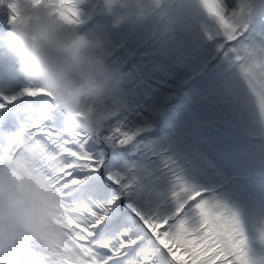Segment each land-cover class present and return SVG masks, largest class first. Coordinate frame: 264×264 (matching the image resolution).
<instances>
[{
  "label": "trees",
  "instance_id": "obj_1",
  "mask_svg": "<svg viewBox=\"0 0 264 264\" xmlns=\"http://www.w3.org/2000/svg\"><path fill=\"white\" fill-rule=\"evenodd\" d=\"M125 1L136 2L142 11L149 9L142 18L141 14L133 18L125 35H109L113 20L105 14L101 0H85L82 23L72 30L100 40L105 46L103 59L114 49L104 63L109 72L122 77L99 106L90 104L86 111L76 113L89 120L93 118L91 106L104 117L98 121L100 139L86 131L95 136L92 153L102 159L106 151L102 160L105 171L128 178L131 187L123 195L122 206L132 204L148 216H171L177 207L172 194L179 179L202 191L204 199L234 213L245 234L249 257L255 264H264V245L258 242V233L264 230V154L254 153L258 147L248 139L255 136L264 145V117L259 113L255 91L244 81L234 57L221 51L224 41L217 31L198 20L207 15L201 6L195 7V3L201 5L200 0ZM256 1L252 0V14ZM0 18L7 26L6 6H0ZM133 30L137 33L132 34ZM10 42L9 27L0 32V93L5 94L29 86L15 64L4 58ZM137 44H142L140 51L133 55L131 50ZM189 77L192 80L186 97L173 102L174 117L166 126L161 123L154 129L166 93ZM146 124L150 131L126 145L116 143L115 129L133 133L137 126ZM15 139L33 162L40 159L41 149L22 134ZM47 164L52 169L62 166L51 155ZM0 180L13 186L17 195L38 202L49 218L47 228L22 231L17 240L34 237L50 256L57 255L56 248L65 237L58 197L39 178L27 173L17 177L7 165L0 166ZM29 186L34 188L33 193ZM121 213L126 220L134 221L131 211Z\"/></svg>",
  "mask_w": 264,
  "mask_h": 264
},
{
  "label": "snow or ice",
  "instance_id": "obj_2",
  "mask_svg": "<svg viewBox=\"0 0 264 264\" xmlns=\"http://www.w3.org/2000/svg\"><path fill=\"white\" fill-rule=\"evenodd\" d=\"M22 2L25 0H0V6L8 10L7 26L0 18V32L19 21ZM26 2L49 8V16L70 30L82 23L85 0H74V16L57 7L58 0ZM200 3L224 41L221 51L234 57L244 81L255 91L264 117V64L254 62L251 53L255 51L229 50L248 31L252 0H239L231 11L224 0ZM90 112L103 121L99 109L90 106ZM65 121V113L42 87L29 84L19 91L0 93V166L7 165L17 177L27 173L39 178L58 197L65 232L55 256L34 237H23L18 245L27 250L31 264H156L157 259L159 264H255L237 216L179 179L172 194L177 207L171 216H148L128 204L135 219L126 220L120 209L122 196L131 187L128 178L105 171L104 162L91 151L95 136ZM17 134L42 150L38 161L30 159L16 141ZM134 139L132 133L115 129L117 144ZM49 155L62 162L61 168L48 166ZM16 247L0 252V256H8L7 264H19L12 256Z\"/></svg>",
  "mask_w": 264,
  "mask_h": 264
},
{
  "label": "clouds",
  "instance_id": "obj_3",
  "mask_svg": "<svg viewBox=\"0 0 264 264\" xmlns=\"http://www.w3.org/2000/svg\"><path fill=\"white\" fill-rule=\"evenodd\" d=\"M106 15L113 17L119 28L126 17L116 16L117 9L127 7L125 0H101ZM67 16H74V0H58L56 5ZM20 17L11 28V42L4 58L14 63L16 71L29 84L52 94L55 103L66 115V124L83 131H100V117L89 120L76 115L88 105L99 106L110 90L121 82L116 72H109L100 40L60 26L49 16V8L22 2ZM141 12V18L148 11ZM49 224L46 210L38 202L16 194L10 184L0 180V252L12 247L18 234L30 229H44ZM264 245V230L258 233Z\"/></svg>",
  "mask_w": 264,
  "mask_h": 264
},
{
  "label": "rangeland",
  "instance_id": "obj_4",
  "mask_svg": "<svg viewBox=\"0 0 264 264\" xmlns=\"http://www.w3.org/2000/svg\"><path fill=\"white\" fill-rule=\"evenodd\" d=\"M224 2L227 5V7L229 8V10L231 11V10H234L237 7L239 0H224ZM125 3L128 6L125 7V8H122V9H117L116 12H115V15L116 16H124V17H126V19H125L124 23H122L119 28L110 27L109 30H108L109 31V35H113V34H115V35L118 34L119 36H121L123 34L125 35V32L127 31V29L132 26L133 18H135V17L137 18V15L141 14L142 9L140 7H138V6L136 7V2L133 3V4H130V3L125 1ZM200 6H201V8H203L202 5H200L199 3L198 4L195 3V7L196 8H199ZM262 8H264V0L261 3V10H262ZM111 19L114 21L113 17H111ZM198 20L201 23H203L204 25H210L213 31L216 30L213 22L209 19V17L207 15L203 16L202 18H199ZM254 25H256L255 31L250 32V34L248 36V39H250V40L257 39V41L254 43V46H253V49L255 51V52H253V55H254L253 59L255 61H258V62L264 64V54L259 55L258 53H256V52L264 51V9H263L262 12H258V16H257V18L255 20V24ZM136 33L137 32H135V30L132 31V34H136ZM221 41H222L221 39L218 40V42H217L218 46H220L219 44L221 43ZM122 43L123 42H121L120 44H122ZM245 44H246V41L242 37L240 39L239 43H237V45H235L234 47L236 49H240L241 50V48ZM112 50L114 51V49H112ZM112 50L108 51L109 53L105 56V58L109 54H111L113 52ZM136 50H137V47L136 48L134 47V48H132L131 51H132L133 54H136L137 53ZM245 50H248V49H245ZM190 79H188L185 82L182 80L183 84H185V83H189L190 84ZM178 84L179 83L174 85V91H172V92L170 91V92L166 93V95H165V97L163 99V103L160 106L159 110H161L164 106H166V103H165L166 102L165 101L166 98L169 97L168 99L172 100L177 95V92L179 93L178 94V101L181 100V99H184V96H186V94L188 93V88H187V86L181 87V85H178ZM19 90H17V91H19ZM168 95H170V96H168ZM103 106L104 105H101L100 110H102ZM173 108L175 109V106L169 105L167 107V109L164 111V113L163 112L160 113L161 114V118L163 120H168V119L173 118L174 117ZM159 110H157L156 112H158ZM103 114L105 116H107V112H106V110L104 108H103ZM155 122H156V120L154 121V123ZM140 128H146L145 130L147 131V130H149L150 126L147 125V124L146 125H139V126H137L134 129L132 134L134 136H136L138 134L137 130L140 129ZM97 136H98L97 138L100 139L98 133H97ZM103 143L106 145L105 142H103ZM254 146H259V149L257 151H255L254 153H258L259 155L260 154H264V145H262V144L260 145V143L256 141L254 143ZM106 147H107V145H106ZM104 155H105V153H104ZM104 155H103V157H104ZM103 157H102V160L105 158V157L104 158ZM29 190L33 193L34 188L29 186ZM20 241L21 240H16L17 243H15L12 247H10L7 250L2 251V252L3 253H7V252L11 251L12 249H14L17 246L15 251L12 253V256L19 262V264H31L32 258L28 254L27 250L23 246L18 245L20 243ZM7 260H8V256L7 255L0 256V264H7Z\"/></svg>",
  "mask_w": 264,
  "mask_h": 264
},
{
  "label": "bare ground",
  "instance_id": "obj_5",
  "mask_svg": "<svg viewBox=\"0 0 264 264\" xmlns=\"http://www.w3.org/2000/svg\"><path fill=\"white\" fill-rule=\"evenodd\" d=\"M168 96H170V95H168ZM167 96V97H168ZM169 98V97H168ZM168 98H166V106H164L163 107V109H162V111L161 112H163L164 113V111L167 109V107L169 106V105H173L174 106V101L173 102H171L172 100L171 99H168ZM171 102V103H170ZM170 103V104H169ZM107 112V111H106ZM160 112V113H161ZM173 112H174V114H175V109L173 108ZM160 113H158V116H157V120H156V122L154 123V129H157L158 127H159V125H161V123H163L162 124V126H166V124H168V122L172 119H168V120H163L162 118H161V114ZM117 114V111H115L114 113H113V116L114 115H116ZM160 114V115H159ZM163 116V115H162ZM148 125V124H147ZM146 128H140V129H138L137 130V135L136 136H138L139 134H141L142 132H148V131H150L152 128H149V130H145ZM145 130V131H144ZM136 136H135V138H136ZM106 150H107V148H106Z\"/></svg>",
  "mask_w": 264,
  "mask_h": 264
},
{
  "label": "water",
  "instance_id": "obj_6",
  "mask_svg": "<svg viewBox=\"0 0 264 264\" xmlns=\"http://www.w3.org/2000/svg\"><path fill=\"white\" fill-rule=\"evenodd\" d=\"M112 54V53H111ZM111 54H109L107 57H106V59L107 58H109L110 56H111ZM185 86H186V84H185ZM173 100H178V97L176 96V98H174ZM139 136V135H138ZM98 137V136H97ZM137 137V136H136ZM105 147H106V145H105ZM107 155V152H105V155H104V157ZM103 157V158H104ZM123 197V196H122ZM120 210H129L130 211V209H128L127 207H125V206H122L121 205V209Z\"/></svg>",
  "mask_w": 264,
  "mask_h": 264
}]
</instances>
